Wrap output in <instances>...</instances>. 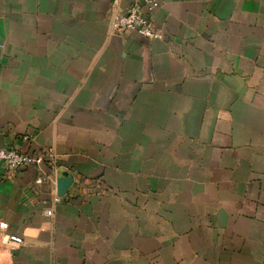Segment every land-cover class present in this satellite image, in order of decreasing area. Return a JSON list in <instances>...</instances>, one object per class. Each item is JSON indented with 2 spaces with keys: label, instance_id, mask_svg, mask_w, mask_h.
I'll return each mask as SVG.
<instances>
[{
  "label": "crops",
  "instance_id": "0c3cea01",
  "mask_svg": "<svg viewBox=\"0 0 264 264\" xmlns=\"http://www.w3.org/2000/svg\"><path fill=\"white\" fill-rule=\"evenodd\" d=\"M110 4L0 0V147L73 176L0 165V264H264V0Z\"/></svg>",
  "mask_w": 264,
  "mask_h": 264
},
{
  "label": "built area",
  "instance_id": "2783aa9c",
  "mask_svg": "<svg viewBox=\"0 0 264 264\" xmlns=\"http://www.w3.org/2000/svg\"><path fill=\"white\" fill-rule=\"evenodd\" d=\"M151 3L152 0H130L122 11L119 6V0H111L110 30L118 34L136 32L146 37L158 36V32L141 9L142 4L150 6ZM56 161V154L49 148H39L33 152H28L18 150L12 145L0 147V165L3 168L2 177L11 180L19 170L35 167L38 170V175L33 178L34 184L41 185L46 182L53 191L52 199L54 201L62 198L56 193V178L62 172ZM42 164L48 166L47 170L42 168ZM44 212L46 215H51L52 208L47 207ZM0 227H6V223L0 221ZM6 238L8 241L15 243L22 241V238L16 235H6Z\"/></svg>",
  "mask_w": 264,
  "mask_h": 264
},
{
  "label": "water",
  "instance_id": "95a60500",
  "mask_svg": "<svg viewBox=\"0 0 264 264\" xmlns=\"http://www.w3.org/2000/svg\"><path fill=\"white\" fill-rule=\"evenodd\" d=\"M73 181V176L69 175L67 171H62L56 178V193L57 195H64Z\"/></svg>",
  "mask_w": 264,
  "mask_h": 264
}]
</instances>
